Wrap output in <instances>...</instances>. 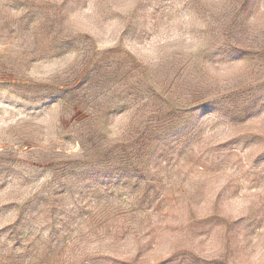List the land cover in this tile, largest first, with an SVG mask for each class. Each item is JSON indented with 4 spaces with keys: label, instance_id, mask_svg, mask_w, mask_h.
<instances>
[{
    "label": "rangeland",
    "instance_id": "obj_1",
    "mask_svg": "<svg viewBox=\"0 0 264 264\" xmlns=\"http://www.w3.org/2000/svg\"><path fill=\"white\" fill-rule=\"evenodd\" d=\"M0 264H264V0H0Z\"/></svg>",
    "mask_w": 264,
    "mask_h": 264
}]
</instances>
